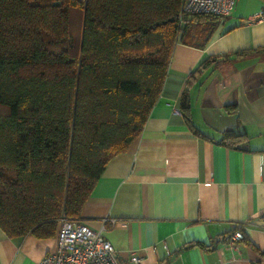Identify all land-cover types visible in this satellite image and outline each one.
I'll list each match as a JSON object with an SVG mask.
<instances>
[{"label": "trees", "instance_id": "obj_1", "mask_svg": "<svg viewBox=\"0 0 264 264\" xmlns=\"http://www.w3.org/2000/svg\"><path fill=\"white\" fill-rule=\"evenodd\" d=\"M181 1L0 0L7 236L47 237L62 216L82 220L107 163L141 133L175 43L202 45L217 24L219 16L197 13L179 25ZM179 109L200 134L186 91ZM244 136L224 131L221 142L234 146Z\"/></svg>", "mask_w": 264, "mask_h": 264}, {"label": "crops", "instance_id": "obj_2", "mask_svg": "<svg viewBox=\"0 0 264 264\" xmlns=\"http://www.w3.org/2000/svg\"><path fill=\"white\" fill-rule=\"evenodd\" d=\"M259 13L264 0H235L202 45L175 43L141 133L107 163L80 213L119 256L264 264V16L247 21ZM185 91L200 134L179 109ZM228 130L245 136L227 146ZM236 229L244 238L228 243ZM54 245L55 232L11 238L0 228V264H39Z\"/></svg>", "mask_w": 264, "mask_h": 264}, {"label": "built area", "instance_id": "obj_3", "mask_svg": "<svg viewBox=\"0 0 264 264\" xmlns=\"http://www.w3.org/2000/svg\"><path fill=\"white\" fill-rule=\"evenodd\" d=\"M235 0H182L178 14L179 25H183L188 14L211 13L219 17L228 15ZM264 13L253 15L251 21ZM114 221V219H112ZM244 238L240 229L234 230L227 238L228 243ZM141 256L131 251L121 257L103 229H94L79 219L62 216L56 226L55 245L49 249L39 264H139Z\"/></svg>", "mask_w": 264, "mask_h": 264}]
</instances>
